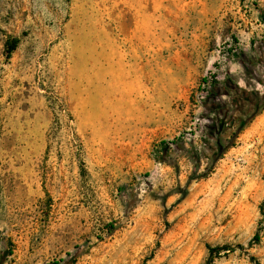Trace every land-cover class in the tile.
I'll return each instance as SVG.
<instances>
[{
    "label": "rangeland",
    "instance_id": "374dc122",
    "mask_svg": "<svg viewBox=\"0 0 264 264\" xmlns=\"http://www.w3.org/2000/svg\"><path fill=\"white\" fill-rule=\"evenodd\" d=\"M0 264H264V0H0Z\"/></svg>",
    "mask_w": 264,
    "mask_h": 264
},
{
    "label": "trees",
    "instance_id": "16d2710c",
    "mask_svg": "<svg viewBox=\"0 0 264 264\" xmlns=\"http://www.w3.org/2000/svg\"><path fill=\"white\" fill-rule=\"evenodd\" d=\"M16 43H12L10 46H9V48H8V53L9 54H11V53H13L14 51H15V49H16ZM223 250H226L225 248H220V249H211V252L212 253H214V252H216V251H223Z\"/></svg>",
    "mask_w": 264,
    "mask_h": 264
}]
</instances>
